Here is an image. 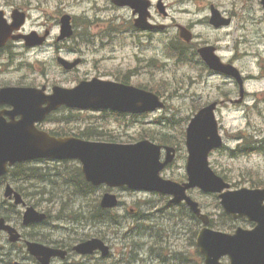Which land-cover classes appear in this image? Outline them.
Here are the masks:
<instances>
[{
    "label": "rangeland",
    "instance_id": "374dc122",
    "mask_svg": "<svg viewBox=\"0 0 264 264\" xmlns=\"http://www.w3.org/2000/svg\"><path fill=\"white\" fill-rule=\"evenodd\" d=\"M40 1L42 3L40 10L33 11V19L26 23L25 31L28 34L32 31L43 34L46 30L51 31L49 45L42 50L33 51L14 48L12 51V59L9 62L13 63L20 60L23 63H28V66L23 69L22 67L15 68L13 72H10L11 67L5 68V78L9 79V82L13 84L20 77H23L28 78L32 84L58 83L64 86L72 84L75 81L74 77L80 78L79 76H96L100 74L101 77L113 79V73L119 77L127 75L128 84L136 86L148 85L150 87L164 80L167 87L165 90L161 89V95L162 97L164 96L169 109L173 113L174 124L180 121L179 126L173 129V135L177 138L178 132L180 134L183 128H186L189 118L201 106L220 99L224 91L230 88L228 82H224L222 77L212 75L200 64L196 68H185L177 66L174 61H167V64L160 65L157 70L149 68L148 61L150 59H157L159 63H164L162 55L164 44L167 43L168 38L173 34V30L176 33V25L192 28L196 41L200 40L199 42L201 44L209 43L219 47L220 56L224 59L234 58L238 54L243 57L246 52L257 54V50H261L262 48L253 42L250 48L246 47L245 44L240 46L239 52L236 53L234 46H238L236 43L242 34L238 30L237 21L234 22L232 28L220 29L221 31L215 30L208 23L204 22L207 16H210L208 12L210 4L215 5L217 8L220 7L219 9L222 12H229L230 6H234L235 4L231 0H194L185 5H180L179 0H164L169 14L168 18H164L156 8L160 0H150L154 5L152 11L154 22L170 25L173 30L168 35H153L150 39V41H153L152 43L148 42L147 39H140L141 44L138 43V45L134 44L132 37L126 34L130 29V21L132 22L131 11L128 9H115L111 0ZM64 14L73 17L77 34L76 37H86L95 41L90 46L74 45L71 42V46L75 50L81 51V55L79 54L78 56H83L82 58L85 59V67H82L79 73L73 75L62 74L56 63L57 51L62 50L64 54L61 55L65 57V53L71 48L66 42H56V38L59 36V20ZM199 18H201L200 22H193V20H198ZM119 28L123 31L117 35L118 37H122L120 40L104 39L103 42L96 40L97 38L100 39L103 33L115 36L117 34L116 29ZM249 39L255 41L252 35H250ZM16 51L21 52L20 58L14 54ZM69 52L71 51L69 50ZM181 52L183 56H180L174 51V58L182 60L185 56V51L181 49ZM42 57L45 59L49 58V60L44 61ZM74 57H77V55L68 56L67 59H74ZM257 62V58L254 57L244 58L239 66L252 67L250 69L256 71ZM3 70L0 61V75L4 74ZM158 86L161 87V85ZM248 90L250 95L243 108L234 109L230 106H225L217 113V119L222 129L226 149L214 153L210 160L213 168L218 173L227 175L236 181V184L239 185L236 189L243 187L250 188L251 185L256 183L264 184V149L259 151L258 154H252L239 159H233V157L228 156V150L235 149L238 144L234 138L235 134L239 131L251 134L252 136L249 137L251 140L257 139L264 141V78L251 82L248 85ZM234 97L237 98L238 94L236 93ZM161 116H164V114L152 115L147 120L131 119L129 117H120L118 120L110 116L106 118L99 116L96 119H90L86 124L93 122L96 126H100L101 128L99 130H103L104 134H108V136L102 137L104 142L134 143L142 140L141 138L145 135V130L150 129L154 132H159L161 129L154 125V121ZM173 135V140L177 141L178 139H175ZM262 146L264 147V143ZM28 173L25 172L21 177L22 184L27 187V190L23 187L22 189L26 193V198H29L27 200L28 203L30 204L31 202L32 204L38 205L41 208L40 210L48 211V215L51 216L50 223L41 227L45 230H42L41 234H46V240L36 236L38 227H25L19 215L6 212V204L4 205L1 200L0 217L9 215L16 227L29 240H53L55 242L64 240L70 242L82 236L89 237L85 233L95 235L97 230H83L80 226L81 220L68 218L66 216V210L68 208L65 209L61 206L60 198L66 196L71 186L76 184L73 182L74 179L67 178V180L60 182H48L46 184L43 181H57L61 180V177L37 171L36 177L29 178ZM43 174H46L49 179H42L41 175ZM184 174L185 152L182 150L174 167L170 171L165 172L164 176L169 179L182 180ZM29 185L32 186L29 187ZM78 189L80 192L82 191L80 186H78ZM47 191L49 193L46 196H42ZM121 196L124 203L127 204L126 209L130 210L134 208V204L141 202L140 200H146L151 197L139 193H122ZM1 197L3 198L2 194ZM193 197L202 205L206 214L214 216L219 212L216 200L213 197L205 196L198 191L194 192ZM160 204L161 201L157 203V205ZM19 210L21 212L23 211L22 209ZM117 213L120 216H124L125 211L120 210ZM164 216V213H158L154 210L147 211L139 217L141 218V225H137L135 223L136 220L133 222L118 221L108 215V219L119 229L112 231L117 236L110 235V232L106 229L100 231L102 235L107 237L109 242L106 241L111 246H114L115 253L123 251L125 248L128 249L129 244L135 246L131 255V264H142L143 262H148L147 260H157V258H153L145 250L148 248L151 238L155 237L149 229L154 228L156 222H159ZM56 218L62 221L61 225L55 222ZM169 240L172 245L183 242V238L180 235ZM14 246L5 244V240L0 236V251H7L5 254V264H9L6 260L11 258L17 259L18 264H36L20 247ZM135 253L136 259H133V254ZM78 262L75 256H72L68 262L63 264H78ZM56 264H60L59 261H56ZM98 264L109 263L105 261V263L99 262ZM111 264L116 263L113 262Z\"/></svg>",
    "mask_w": 264,
    "mask_h": 264
},
{
    "label": "water",
    "instance_id": "95a60500",
    "mask_svg": "<svg viewBox=\"0 0 264 264\" xmlns=\"http://www.w3.org/2000/svg\"><path fill=\"white\" fill-rule=\"evenodd\" d=\"M117 5H130L140 11L137 21L139 28H148L149 1L142 0H113ZM63 26L69 29V18H63ZM151 28V27H149ZM65 35H68L65 31ZM2 35L0 34V43ZM208 65L218 71L228 72L212 54L211 48L202 51ZM66 105L79 109H104L127 113H142L162 107L159 99L152 95L104 81L81 83L76 89H55L50 97L51 109ZM215 105L203 110L192 121L188 129L187 148L189 152L187 172L189 184L178 187L177 184L163 181L160 172L167 166L161 163V147L149 141L135 145L91 144L77 139L56 140L44 134H37L31 122L20 125L7 124L0 119V176L7 173V165L34 158L51 157L56 160H80L85 179L95 187H129L133 190L162 192L176 194L177 201L186 200L194 213L204 222L208 218L202 216L198 205L186 196V190L199 187L207 193H218L229 188L209 168L208 157L214 148L221 146L218 136V126L214 118ZM170 161V160H169ZM168 161V162H169ZM11 190V189H10ZM6 195L10 197L11 191ZM16 204H20V196L16 195ZM222 205L230 214L248 216L256 221L258 228L252 232L238 233L235 237L214 236L211 231L204 229L199 237L198 245L202 252L210 255L228 253L236 264H261L264 256V191L241 190L221 195ZM118 204L115 196L105 195L102 201L104 208H113ZM45 216L38 215L33 209L25 215L26 224L41 222ZM11 242L19 239L16 231L9 228ZM247 235V236H246ZM218 247L214 249V242ZM108 251L103 243L92 240L79 245L76 250L83 254L92 253L96 249ZM29 252L42 264H49L53 256L64 254L62 251L47 249L40 245L28 244ZM214 249V250H213Z\"/></svg>",
    "mask_w": 264,
    "mask_h": 264
},
{
    "label": "flooded vegetation",
    "instance_id": "af4514ba",
    "mask_svg": "<svg viewBox=\"0 0 264 264\" xmlns=\"http://www.w3.org/2000/svg\"><path fill=\"white\" fill-rule=\"evenodd\" d=\"M235 4L234 6H230L229 12H225V17L230 20V24L228 28H232L234 25V22L237 21L238 23V30L242 33L240 38H241V43L245 44L246 47L250 48L253 45V42L257 44L258 47H262L261 50L264 52V6L262 5L261 0H231ZM23 10V9H21ZM250 35L254 36L255 41H251L249 39ZM239 50V49H238ZM262 52V53H263ZM257 54H251V57L257 58V65L256 68L257 70H251L250 68L252 67H244V66H236L241 60L238 59L237 57L234 58H229L227 60V64L234 65L236 66L241 74L244 73V81L247 82L246 84V90L244 92V97L245 100L247 97L250 95L249 90H248V85L253 82H249V79H256V78H264V56L260 54L261 52L258 51L256 52ZM250 54V53H249ZM85 63V62H84ZM83 64V61H82ZM80 68V67H79ZM78 71V68L73 70L72 72ZM100 77L101 75H97ZM85 79L90 78L89 75H85L83 77ZM230 82V85L234 88L237 87V83L233 79H228ZM260 80V79H259ZM53 86V85H52ZM47 88V87H46ZM231 100H229L230 102ZM235 101V100H234ZM233 101L230 103L232 104ZM245 104V101L242 103V105ZM69 113L70 110L66 109H61L59 112L60 115L63 113ZM56 115V114H55ZM53 115V116H55ZM49 122V119L46 121L45 124L41 125V129H45ZM46 130V129H45ZM5 219V217L3 218ZM215 220L211 219V226L214 227L215 225ZM242 226L246 227L249 226L248 223L246 224L245 221H241L240 223ZM227 233H231L230 231H226ZM0 235H3L5 237V232H0ZM148 249V248H147ZM146 249V250H147ZM69 252V250H68ZM98 254H95L93 257H98ZM222 264H229V261L227 258H223L221 261ZM0 264H5V255L2 256L0 255Z\"/></svg>",
    "mask_w": 264,
    "mask_h": 264
},
{
    "label": "trees",
    "instance_id": "16d2710c",
    "mask_svg": "<svg viewBox=\"0 0 264 264\" xmlns=\"http://www.w3.org/2000/svg\"><path fill=\"white\" fill-rule=\"evenodd\" d=\"M174 51H176L181 56L182 52H181V48L179 46L175 47ZM22 167L23 166L18 167V168L16 167L15 169H13L10 172L11 176L14 178V180L16 182H19V180L21 179L22 175L25 174V172L26 173L31 172L30 169H28L29 171H27L26 169H22ZM36 175H37V171H35V170H32V173H28L29 178L36 177ZM25 178H27V177H25ZM41 178L45 179V180L49 179V177L46 174L41 175ZM74 180H76V177H74ZM76 182L79 184L83 183V181L81 179L79 181H76ZM95 216H97V214ZM6 218L9 219V217H6Z\"/></svg>",
    "mask_w": 264,
    "mask_h": 264
},
{
    "label": "bare ground",
    "instance_id": "6f19581e",
    "mask_svg": "<svg viewBox=\"0 0 264 264\" xmlns=\"http://www.w3.org/2000/svg\"><path fill=\"white\" fill-rule=\"evenodd\" d=\"M181 56H183V55H181ZM1 218V217H0ZM51 218V216H49L48 214L46 215V219H45V221L43 222V223H41V224H31V225H26V224H24L23 222V224H24V226L25 227H31V228H35V227H38V229H37V232H36V236H38V237H41V238H43V239H45L46 240V234H44V235H42L41 234V232H42V230H44V229H42L41 227H43V226H46V225H48L49 223H50V219ZM135 223L137 224V225H141V218H138L136 221H135ZM16 230H17V232L20 234V236H21V240L22 241H24V242H26V241H30V240H34V239H26V237L27 236H25L24 234H22L21 232H20V230L16 227ZM45 231V230H44ZM41 241V240H40ZM62 241H64V240H62ZM16 246V245H15ZM14 246V247H15ZM1 255V254H0ZM133 259H136V253L135 254H133Z\"/></svg>",
    "mask_w": 264,
    "mask_h": 264
}]
</instances>
